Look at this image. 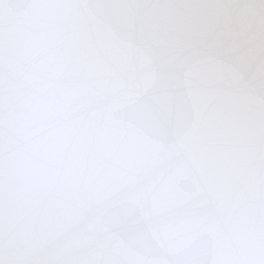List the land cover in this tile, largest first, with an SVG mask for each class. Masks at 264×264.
Wrapping results in <instances>:
<instances>
[{"label": "water", "instance_id": "obj_1", "mask_svg": "<svg viewBox=\"0 0 264 264\" xmlns=\"http://www.w3.org/2000/svg\"><path fill=\"white\" fill-rule=\"evenodd\" d=\"M0 264H264V0H0Z\"/></svg>", "mask_w": 264, "mask_h": 264}]
</instances>
